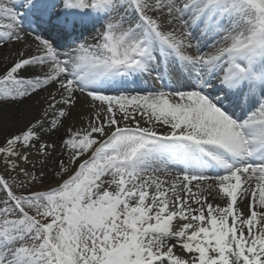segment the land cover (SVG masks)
<instances>
[{"label":"snow or ice","instance_id":"snow-or-ice-1","mask_svg":"<svg viewBox=\"0 0 264 264\" xmlns=\"http://www.w3.org/2000/svg\"><path fill=\"white\" fill-rule=\"evenodd\" d=\"M0 264H264V0H0Z\"/></svg>","mask_w":264,"mask_h":264},{"label":"rangeland","instance_id":"rangeland-1","mask_svg":"<svg viewBox=\"0 0 264 264\" xmlns=\"http://www.w3.org/2000/svg\"><path fill=\"white\" fill-rule=\"evenodd\" d=\"M50 182H51V176L49 175V180H46L45 184L50 183Z\"/></svg>","mask_w":264,"mask_h":264}]
</instances>
